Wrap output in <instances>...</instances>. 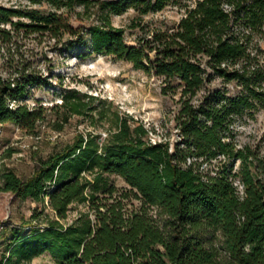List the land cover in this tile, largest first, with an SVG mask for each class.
I'll return each instance as SVG.
<instances>
[{
	"label": "trees",
	"instance_id": "1",
	"mask_svg": "<svg viewBox=\"0 0 264 264\" xmlns=\"http://www.w3.org/2000/svg\"><path fill=\"white\" fill-rule=\"evenodd\" d=\"M31 1L49 10L0 6V41L17 32L47 35L80 57L109 55L161 77L164 92L177 82L178 138L153 142L152 130L112 100L66 92L57 129L77 115L106 134L78 132L39 158L27 177L0 172V192L42 205L25 223L30 234L9 246L8 259L48 252L56 264H264V160L234 141L236 120L264 105V0H191L174 26L149 30L134 43L113 15L129 8L145 15L179 0ZM73 15L95 22L74 26ZM47 79L30 62L0 72V124L36 133L46 109L26 99ZM215 79L234 83L237 92L215 87L198 97ZM112 174L129 190L119 193ZM131 198L140 205L128 208ZM75 203L86 209L69 222Z\"/></svg>",
	"mask_w": 264,
	"mask_h": 264
},
{
	"label": "rangeland",
	"instance_id": "2",
	"mask_svg": "<svg viewBox=\"0 0 264 264\" xmlns=\"http://www.w3.org/2000/svg\"><path fill=\"white\" fill-rule=\"evenodd\" d=\"M191 0H179L169 3L161 11L140 15L136 8H129L119 15L111 17L112 23L125 27V37L130 43L155 28L174 26L185 14V4ZM0 6L18 10L48 11L46 3H33L31 0H0ZM80 9V8H78ZM74 26L89 25L95 20L79 21L73 15L70 18ZM141 24L136 28L129 25ZM264 48V40L261 42ZM30 62L32 67L40 69L48 77V83L32 89L26 102L42 105L46 109V118L36 133H29L13 123L0 124V172L4 168L13 169L19 176H29L38 164L39 158L47 157L51 152L72 141L78 132L96 131L105 136L102 127L94 128L87 118L71 116L62 129H57V122L62 119L60 107L63 95L69 90L87 93L105 100H112L122 112L141 119L152 130L153 142L178 138L174 117L179 108L180 87L172 82V87L164 92L165 83L161 77L150 75L136 69L127 61L115 59L104 54L78 56V50L68 49L67 44L57 42L54 38L38 33H15L11 42L0 41V72L6 74L11 66ZM215 87H224L229 93L237 92L234 83L223 84L215 79L198 93V97ZM234 141L238 147L248 146L264 160V105L246 111L234 125ZM220 159L213 160L214 164ZM241 161L237 160L233 172L240 169ZM118 192L129 190L126 181L118 175H109ZM240 191L243 185L239 177L234 179ZM128 208H136L140 201L134 198L127 200ZM42 209V205L31 199L22 200L10 192H0V264H56L50 253L31 260L15 261L8 259L9 246L17 238L27 236L31 230L26 226L33 210ZM84 204H72L68 221L74 219ZM46 212L51 213L49 209ZM45 215H42L41 225Z\"/></svg>",
	"mask_w": 264,
	"mask_h": 264
}]
</instances>
